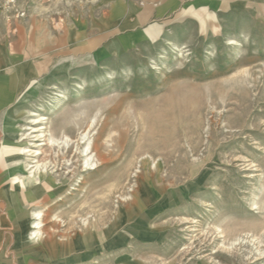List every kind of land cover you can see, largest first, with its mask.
Segmentation results:
<instances>
[{
    "label": "rangeland",
    "instance_id": "1",
    "mask_svg": "<svg viewBox=\"0 0 264 264\" xmlns=\"http://www.w3.org/2000/svg\"><path fill=\"white\" fill-rule=\"evenodd\" d=\"M4 18L30 52L0 75L30 71L0 110V264H264V0H0Z\"/></svg>",
    "mask_w": 264,
    "mask_h": 264
},
{
    "label": "crops",
    "instance_id": "2",
    "mask_svg": "<svg viewBox=\"0 0 264 264\" xmlns=\"http://www.w3.org/2000/svg\"><path fill=\"white\" fill-rule=\"evenodd\" d=\"M167 6H171V4H168ZM166 8V7H165ZM162 8V9H165ZM11 24H14L15 20L11 19L10 20ZM9 24L7 19H0V67L3 65H6L8 63V61H10V59L13 60L12 57H9L8 55L10 54V52L15 51V49H21L23 55L26 53L27 50V54H29L30 52V30L28 29H24V27L21 29L20 28V35L22 34V38L20 39L19 37V41L21 42V44H15L14 41H9L8 39L4 38L7 35H12L14 29H11V33L9 32L8 29H5L2 27V25H7ZM9 42H11V44L9 45ZM28 44H25L27 43ZM12 63H14L12 61ZM17 71V75L16 78L15 76H10L9 72L6 73V75H0V110L2 107H4L5 105H7L8 103L13 101V98L15 96V94L20 90V88H22L25 84L26 81V75L27 77H29V71H30V64L29 63H23L20 67H18L17 70H15V72ZM30 97L29 96H24L22 98L21 103H25L26 101H29ZM15 100V99H14ZM21 114H19L16 118H18ZM0 167L3 169H6V161L2 160L0 161ZM15 167L18 166H11V167H7L8 169V174H12V170H14ZM12 171V172H10ZM7 174V175H8Z\"/></svg>",
    "mask_w": 264,
    "mask_h": 264
},
{
    "label": "bare ground",
    "instance_id": "3",
    "mask_svg": "<svg viewBox=\"0 0 264 264\" xmlns=\"http://www.w3.org/2000/svg\"><path fill=\"white\" fill-rule=\"evenodd\" d=\"M19 139H20V138H19ZM14 141H15V140H14ZM16 143H17V142H16ZM22 150H23V149H22ZM22 150H21V151H22ZM27 153H28V152H27ZM35 154H36V153H35ZM24 160H26V159H24V158H23V159H20V162H22V163H19L20 166H18V167H22V166H24V165L26 164L27 160H26V162H23ZM36 164H37V163H36ZM27 165H28V164H27ZM16 166H17V165H16ZM29 166H30V164H29ZM44 167H45V166H44ZM24 198H26V199H30V198H32V197H29V196L26 195Z\"/></svg>",
    "mask_w": 264,
    "mask_h": 264
}]
</instances>
